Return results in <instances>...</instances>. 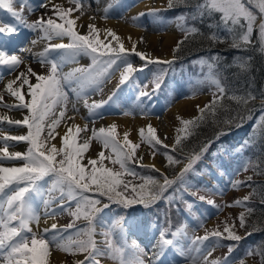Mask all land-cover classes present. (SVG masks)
<instances>
[{
  "label": "snow or ice",
  "instance_id": "6c2138e0",
  "mask_svg": "<svg viewBox=\"0 0 264 264\" xmlns=\"http://www.w3.org/2000/svg\"><path fill=\"white\" fill-rule=\"evenodd\" d=\"M17 2L21 4L19 10L15 7ZM68 2L75 7L66 8L62 4H53L52 0H40L39 8H48L51 4L53 15H41L35 21L28 22L24 16L25 0H0V10H6L10 17H0V83L4 84L0 89V108L22 113L21 119L12 118L7 113L0 114V264H52L53 249L71 255V264H102L104 259L111 260L113 264H177V257L184 264H246L245 258L250 256H258L260 264H264V246L247 249L243 258L232 256L238 242L244 238L238 234V230L248 227V219L256 211L250 203L252 197L259 194L260 203L264 204V194L257 193L252 176L244 181L230 180L233 189L247 186L252 191L223 206L240 207L244 211L239 212L231 222L226 219L212 230H206L203 236L188 238L186 224L173 229L167 213V226L149 225L132 213L118 215L109 222L101 215L112 205L121 209H134V206L141 205L149 209L161 200L169 208L183 202L186 210L191 212L194 203L185 200L184 193L195 196L196 192H189L190 185L185 177L190 172L196 174L195 164L216 140L227 136L228 131L221 128L214 140L202 144L198 152L186 154L183 161L170 154L169 149L172 153L178 150L183 152L182 142L193 134L192 130L198 128L208 116L216 123L219 111L236 113L235 116H225L220 121L223 125L242 126L243 121L250 118V106H254L258 99L261 114L257 126L264 125V90L259 94L251 88L242 94L235 91L230 93L228 85L222 82L216 71V62L221 59L219 54L201 57L193 62L208 69L204 79L197 83L214 86L215 91L212 99L202 107L196 105L197 116L190 119L177 116L180 127L176 128L172 145L164 143L167 137L161 139L150 123L139 129V142H133L129 139V132H124L123 138H119L116 124L89 129L87 123L83 126L75 123V115H67L69 90L75 97L71 103L74 113L79 112L77 103L83 101L88 117L102 118L99 110L105 105L115 104L116 92L129 81L137 88L135 101L140 111L144 112L143 98L151 100L161 90L170 69L174 71L175 53L191 39L202 38L213 45L231 41L232 48L255 50L264 55V0H197L195 4H189L188 0H167L168 9L178 5L190 8L189 12L181 13L171 21L184 34L176 42L172 59L139 51L137 45L144 42L143 38L133 42L131 36L122 37L111 27L102 28L96 23H89L85 32L79 31L84 27L78 21L83 15L81 9L85 0ZM250 5H254L258 12H254ZM113 6L110 2L104 7L102 19L109 18ZM28 10L31 12L35 9ZM160 11L150 8L131 19L138 27H145L142 18L148 17H151L153 24L167 25L170 21L162 17ZM77 12H81V16L75 15ZM89 19L94 21L96 18L93 16ZM206 19L212 21L207 24V33L196 24L189 23H203ZM21 27L38 34L37 39L30 41L32 46L39 40L47 41L42 51L33 52L32 47L22 45L19 39ZM54 39L60 42L52 43ZM65 39L67 43L63 42ZM125 40L131 42V47L125 46ZM82 56L89 57L91 64L63 71L65 64H75ZM132 56L144 62L140 68L133 66ZM30 57L37 58V62L46 66L48 71H35L27 62ZM252 59V56L236 57L234 62L242 72H248ZM22 65L24 70L19 71ZM149 65L155 66L152 79L148 82L151 90H148V83L140 85L134 79L136 72L143 71ZM117 72L119 82L116 90L106 100L89 103L90 95L102 93L103 85ZM14 73H17L15 77L4 83L5 76ZM73 82L76 87L71 86ZM196 91H193V96ZM6 95L11 102L5 101ZM225 99L234 102L237 108L231 109L225 105ZM123 114L131 113L125 111ZM4 125L26 131L10 135L5 132ZM61 125L64 127L63 134L57 131ZM58 136L59 145L54 143ZM93 140L102 146L95 157L86 155ZM20 142L26 143L25 151H9L10 147H16ZM248 143L245 141L238 151H242ZM142 144L148 146L153 159L159 153L166 158L169 167L182 164L177 175L169 178L155 164H143V154H137ZM105 151L109 153L107 156ZM219 151L220 148L212 155L216 156ZM134 165L149 168L159 173V177L142 174ZM249 170L264 175V161L246 158L235 170V175ZM178 181L180 186L174 188ZM257 187L264 188V185ZM169 189L172 192L165 195ZM199 199L206 200L204 196ZM206 203L222 210V206L214 200L207 199ZM63 214L70 216L71 222L66 225L55 222L47 224L49 219ZM42 217L46 225L43 228ZM81 220L85 223L78 226L77 222ZM150 228L157 230L148 251L136 241L128 243L130 235L141 231L147 234ZM246 235H251V232H246ZM97 236L101 239L97 240ZM224 241L236 243L225 244ZM222 247L228 248V254L222 259L212 258L217 248ZM78 256H83V259H77Z\"/></svg>",
  "mask_w": 264,
  "mask_h": 264
},
{
  "label": "rangeland",
  "instance_id": "374dc122",
  "mask_svg": "<svg viewBox=\"0 0 264 264\" xmlns=\"http://www.w3.org/2000/svg\"><path fill=\"white\" fill-rule=\"evenodd\" d=\"M143 1H146V0H85L84 6L81 9V12L83 13V15L81 16V12L75 13V15L81 16V19L78 21V24L84 25V27L80 28L79 31L85 32L87 30V25L89 23H96L97 22V19H98L97 17H99V19H102L101 17L104 15V12H103L104 7L108 3L111 2V3H113L114 6H113V9L111 10V12L109 13V18L107 20H104V19H102V20L108 21L107 23L114 22V21H124V23H128L130 26L140 29L142 31V33H141V36L139 37V39L143 38V41H144L141 43V45H142L141 51L147 52L146 50H144L145 49L144 46L145 47L147 46V44L145 43V38L147 37V35L148 36H149V34L150 35L151 34L165 35V33H167V31H169L171 29V27H174L176 29V41L172 46L171 56L159 57L162 59H172L173 49L176 45V42L178 40L182 39L184 34L177 29L176 24L174 22H171V21H174L175 18L170 20V23H168L167 25L153 24L151 19H148L146 21L147 18L146 19L142 18V23L145 25V27H138L135 23H133L131 18L140 12H147L150 8H157V9H160L161 11L167 9V0H162L160 5L151 6L149 8L142 9V10L137 11V12H134V11L131 12L130 11V9L132 7H134L137 3L139 4ZM151 1L153 2V4H155L154 0H151ZM52 3L53 4H62L66 8L67 7H75V5L70 4L68 2V0H59L57 2H54V0H52ZM25 4H26V7L24 10V16L28 22L35 21L41 15H45V14L53 15V13L51 11V7H52L51 4H49L48 8H39L40 0H25ZM15 7H16V9L19 10L21 7V4L19 2H17L15 4ZM29 8L35 9V10L30 12L28 10ZM161 11H160V15L162 14ZM257 12H258V9H257ZM93 16L96 18L94 21L89 19V17H93ZM148 18H151V17H148ZM108 26H110V25H108ZM98 27L103 28L105 26H98ZM37 38H38L37 33L32 32L31 30H29L27 28L21 27V35H20L19 39L22 42L23 46H29V47H32L34 49L35 47H37L40 44L41 49H37V51L38 50L42 51L43 48L46 46L47 41L39 40V42H38L39 44H37L35 46H32L30 44V41L32 39H37ZM58 42H60V41L56 40V39H54L52 41V43H58ZM67 42L68 41L66 40V43ZM151 50H153V49H151ZM153 52L155 53V50L150 51V52L148 51L147 53H150L152 55ZM131 59L133 61V66L136 68H140L141 65L144 63L138 57H135V56H132ZM29 60H31V57ZM36 62H34V63H36ZM90 64H91V59L87 56L80 57L78 59V62L75 63L76 67H87ZM22 66L20 67L19 71L21 70ZM190 68H191V65H188L187 63H182L177 68L173 66L174 71L171 69H170V71L174 75L177 74L176 80L172 81L173 80V74H171L169 71L167 77L165 78L164 85L161 88L160 93H159L161 97L158 98L157 95H154L151 100H148L147 97L143 98V100H144L143 107L145 109L144 112H141L140 109L136 110L137 102L135 101V96L137 94V88L131 84V81H129L127 84L121 85L120 90L118 92H116V103L105 105L102 109H100L101 110L100 113L102 114V118H90V117H88V114H87V116H86L87 122L86 123H88L89 129H92L93 127L98 129L99 127H97L94 124H96L97 121L103 120L105 116H109L111 114L112 115H119L120 114L121 116H127V115L123 114L125 111L130 112L131 114H129L128 116H130L133 119H135L136 117H145L144 119H148L149 121H150V117H154V116L159 117L162 120L163 119L162 117H164V115L167 114L173 119L169 123L170 128L173 131H171L170 134L164 133L163 135H164V137H167V140L170 139V144H168V145H172L174 143L175 136L177 134L176 128L180 127V123L177 120L178 115L176 116L173 114V112H171L172 108L176 104V102L180 101L182 99L194 97L192 95L193 91H196L197 89H199L198 91H196V95H195L198 99L201 100L202 96L204 94L207 95V99L201 105V107H202L205 103H207L209 100L212 99V93L215 91L214 86H211L209 84H204V85L198 84L197 81L202 80V79H199L195 74L190 75L189 74V73H191ZM37 69H38V73H46L48 71V68L46 66H42V65ZM64 70H65V65L63 67V71ZM154 70H155V66L149 65L148 68H145L143 70L145 72L148 71L145 73V77L144 76L142 77V74H141L142 71H138L134 74V79L140 85L148 83L152 79V73ZM15 74L16 73L12 74L11 76L6 75L5 79H4V83H6V81L9 79L14 78ZM167 79H168V82L166 81ZM118 82H119V72H117L111 78V80H108L103 85V92L102 93L95 92V93H92L90 95L89 103H92V101L106 100L108 98V96L111 95L113 93V91L116 90V86H117ZM178 85H181V87H177ZM3 86H4V84L0 83V89H2ZM66 90H68V89L66 88ZM148 90H151V84L150 83H148ZM74 100H75L74 94L69 90V101H70V103L68 106L69 111H68L67 115L72 116L73 114H75L71 110V103ZM5 101L11 102L10 98L7 95L5 96ZM129 101H130V104H128ZM81 103H83V101H81ZM114 105H119V108L118 109H112V106H114ZM120 105H121L122 111H119L121 109ZM0 110L4 111V113H11V114L18 112V111H8V110L3 109V108H0ZM4 113H1V114H4ZM197 114L198 113L196 111L192 115L181 116V117H183L184 119H190L192 117L197 116ZM250 119H251V117L247 118L246 122H248ZM102 125L103 126H101V127H108L111 124H108L105 122ZM4 130H5V132H7V131L19 132L21 130V128H17L15 126H10L8 129L5 126ZM117 132H118L119 138L122 139L123 134L118 129V127H117ZM138 132H136V137H137L136 140L131 139L133 142H139L140 138H139ZM160 132H162V130H160ZM81 136L83 137L84 135L81 134ZM189 138L193 139L194 137H192L190 135ZM11 143H13V142H11ZM20 143H23L25 145V149H24V151H25L26 147H27L26 143H24V142H20ZM182 144H183V149H185V146H189L190 142L186 141ZM213 145L214 144H212V146ZM212 146L209 148L208 152L204 154L203 158L200 161H198L197 163H200V164L206 163L207 165L209 164L208 166H214V164L212 163V161L209 158V155L212 151ZM196 147H197V145H196ZM196 147L194 146V144H191V146L189 148V152H193ZM12 148L13 147H10L9 149H12ZM101 150H102V146L97 141L93 140V142L90 146V149L86 155L95 157L97 155V153ZM177 152L182 157H184L186 155L185 153L180 152L179 150ZM108 154H109L108 151H105V155L107 156ZM137 154L138 155L143 154L144 157L148 156V157L152 158L148 146H146L144 144H142L141 148L137 150ZM158 155H160V157L163 161V168L160 170L167 175L168 168H171V167L167 166L166 158H162L163 155L157 153L156 156H158ZM105 163L107 164L108 162L105 161ZM241 163H238L237 165H235L233 171H230L226 174L225 181L218 180V182H219L218 184H213V182H215L216 180L214 181L213 173L211 171H209L207 169V167H205V168L203 167V169L201 170L202 174H203V178L206 179V183H202V185L196 184V182L193 181V179H192V177L195 178L197 176V170H196L195 166H194V169H195L196 174H194L193 172H190L186 175L185 179L188 181V185H190L189 192H196V195L194 197H192V196L188 195L187 193H184V199L193 202L194 208L192 209L191 212H189L190 216H188L187 214H184L182 212V208H184V206L181 204V202H178L175 206H176V209H179V210H177V214H178L179 219L181 220V224L187 225L185 231L187 232L188 238H192L195 236H203L205 234L206 230H212L217 225H221V223L223 221H225L226 219H229V222H231V219L236 218L239 212L244 211V209L240 208V207H231V208L223 207L224 205L231 203L234 199L242 198L245 195H247L249 192L252 191V188H249L247 186H241L239 189H233L230 185L231 179L235 178V179H239V180L244 181V180H246V178L248 176H252L253 181L258 179V175L255 174L251 170L246 171V172L240 171L238 175H235V170L240 166ZM143 164H145V163L143 162ZM145 165H149V164H145ZM108 166L111 167L112 165L108 164ZM178 166H180L178 169V172H179L183 165L180 164ZM174 177H172V178H174ZM179 186H180V183H177V185H174L173 187L175 188V187H179ZM217 186H219V187L217 188ZM171 192H172V189H169V192L166 193L165 195H168ZM177 195H180V193H177ZM200 196H204L206 198V200L207 199L214 200L217 205L222 206V210H218L217 208H215L211 205H206L207 204L206 200L201 201L199 199ZM161 201L164 202L163 200H161ZM203 202L205 204L204 206L201 205ZM116 208H117L116 205H112L110 209H105L104 212L101 213V215L105 219H107V217L109 218V216H112L109 218V221H111V220L115 219V216L112 215V213H114L113 210ZM134 209H135V207H134ZM126 210L131 211L133 209H126ZM127 214H129V212H127L125 215H127ZM55 220L58 223V225H66L69 222H71L72 218L70 216H68L67 214H63V215L56 216ZM172 222L173 221L171 220V223ZM79 223H81V224H79ZM84 223L85 222L83 220H81V221L77 222V225L83 226ZM148 223H149V225L167 226L166 221L164 223V222H158V221L154 220V221H150ZM201 224L203 226H201ZM237 224H238V221H237ZM172 227H173V229L176 228L173 226V223H172ZM250 227H252V222L250 221V218H249L248 219V227L243 228V229H239L238 234L245 238L246 236H248V235H246V232L251 231ZM154 229L157 230L156 228H154ZM146 235L147 234H145V232L141 231L135 235H130L129 241H130V243H132L133 241L138 242L140 244V246L145 249V251H148L150 246L146 244V240H145ZM99 239H101V238L99 236H97V240H99ZM185 243H187V241H185ZM225 244H227V243H225ZM247 249H249V248H246L245 251ZM56 251L57 250L53 249V252H56ZM227 254H228V248L227 247L217 248V250L213 253L212 258H221L222 259ZM64 255H66V257L69 261V264H71L73 257L71 255H67V254H64ZM232 256L237 257V253L233 252ZM80 257H81V259H83V256H79V259H80ZM176 259H177V264L184 263V261L181 258L177 257ZM245 259H246V264H260V260H259L258 256H250V257H246ZM105 262H107L109 264H113V262L111 260H108V259L102 260V264H104Z\"/></svg>",
  "mask_w": 264,
  "mask_h": 264
},
{
  "label": "trees",
  "instance_id": "16d2710c",
  "mask_svg": "<svg viewBox=\"0 0 264 264\" xmlns=\"http://www.w3.org/2000/svg\"><path fill=\"white\" fill-rule=\"evenodd\" d=\"M188 2L189 4H195L197 0H188ZM250 7H252L254 12H257V8H255L254 5H250ZM189 11L190 8L178 5L173 9L167 8L161 11V16H167L169 20H172L181 13ZM189 23L196 24V26L199 27L201 31L207 33L209 32L207 24L212 23V21L210 19H206L203 23L198 21H189ZM230 45L231 41L213 45L209 41H206L202 38L191 39L181 47L179 52L175 53L177 59L175 60L173 66L177 68L180 64L187 63L188 65H191V73H189L190 75L196 74L198 76H205L208 71L207 67L204 66L202 68L200 64L193 62L199 60L201 57L209 58L219 54L221 59L216 62V71L219 73L222 82L228 85L230 93L235 91L237 94H242L245 90L251 88L257 94H259L261 90H264V55L255 50L241 51L232 48ZM248 56L253 57L251 61V69L248 72H242L236 66L234 58H246ZM170 73L173 74L171 71ZM173 77H177V74H173ZM166 81L168 82V79ZM224 103L231 109L237 108V105L230 100L225 99ZM250 107L252 108L250 117L254 118L252 123L246 122V118L240 127L235 125L225 126L220 121H222L225 116H235L236 113L235 111H232L231 113L219 111L216 117V123L213 122V118L211 116L206 117V119L200 124L198 128L192 130L193 134L191 136L194 138L190 139L188 137L182 142H190V145L185 146V149H183V153H191L189 152L191 144H194L195 147L197 145L194 151L198 152L202 144L208 142L209 140H214L216 132L221 128H225V130L228 131L227 136H221L219 140H216L213 143L214 145L212 146V151L210 155L208 154L214 166L210 167L208 166L209 164L207 165L206 163H197L195 165L197 171L201 170L203 167H207L214 172L216 177L224 178V172L232 171L235 165L241 163L246 158H252L254 161H264V125L259 127L257 126L258 117L261 114L259 99L255 102L254 106ZM244 114L246 116L248 115L247 113ZM245 141H249L248 145L245 146L242 151H238L241 148V145H244ZM218 148H220L219 153L216 156H213L212 153L217 152ZM169 151L170 154H172L175 158L184 160L185 156H180L178 152L172 153L170 149ZM134 166L136 167V170L142 174L159 177V173H156L149 168H143L139 165ZM179 167L180 166L175 165L171 168H168L167 176L172 178L177 175ZM192 179L196 182V184H202L200 179L196 177H192ZM177 183L180 182L178 181ZM260 185H264V175H258V179L253 181V187L256 188L257 193L264 194V188L257 187ZM250 203L251 206L256 209L255 213L250 217L252 227H250L251 231L249 232H251V235H248L239 241L238 246L234 251V253H237V257L241 258L244 257L246 248H257L258 246H264V204L260 203L259 194L254 195ZM181 204L184 206L182 211L186 210L184 203L181 202ZM134 207L135 209L128 211L117 206V208L113 211L117 216L125 215L127 212H129L147 222L156 220L158 222L164 223L166 221L167 213L168 218L173 221L172 223L174 227L181 225V220L178 217L176 206L169 208L165 201H159L156 205L149 209H145L141 205H136ZM253 228H255V230H253ZM224 243L230 244L236 242L224 241Z\"/></svg>",
  "mask_w": 264,
  "mask_h": 264
},
{
  "label": "bare ground",
  "instance_id": "6f19581e",
  "mask_svg": "<svg viewBox=\"0 0 264 264\" xmlns=\"http://www.w3.org/2000/svg\"><path fill=\"white\" fill-rule=\"evenodd\" d=\"M59 0H54V2H57ZM155 4H153V2L151 0H146L143 1L141 3H137L134 7H132L130 9L131 12H137L140 11L142 9H146L149 8L151 6H155V5H160L162 0H154ZM121 7V6H120ZM257 10V9H256ZM97 22L96 24L98 26H105V27H111L114 30L117 31L118 34H120L122 37H128L131 36L132 41H137L139 39V37L141 36L142 31L138 28H134L132 26H130L128 23H124V21H114V22H110L107 23L108 21H104L102 19H99V17H97ZM110 25V26H108ZM176 41V29L174 27H171V29L169 31H167V33H165V35L162 34H149V36L147 35V37L145 38V43L147 44V46H144V50H146L147 52L149 51H153L155 50V53L153 52L152 56L154 57H167V56H171V49L173 44ZM66 43V40L64 41ZM39 44V43H37ZM36 44V45H37ZM125 46L126 47H131V42L128 40H125ZM137 48L139 51L142 50V45L141 43H138ZM37 49H41L40 44L35 47L33 49V52H40L39 50L37 51ZM153 49V50H151ZM37 58L35 57H31V60H28L27 62L31 64L32 68L38 72V69L41 64L37 63ZM36 62V63H34ZM76 67L75 64H65V72L70 71L72 68ZM24 70V65L22 66L20 71ZM148 72V71H146ZM145 71H142V77H145ZM17 74V73H16ZM15 74V75H16ZM15 77V76H14ZM13 79V78H12ZM7 82V81H6ZM72 87H76L75 83L73 82V84L71 85ZM4 87V86H3ZM207 99V95L204 94L202 96V99H198L196 96L191 97V98H186V99H182L180 101H177L176 104L173 106L172 111L174 115H178V116H188V115H192L194 114L197 109H196V105H202V103ZM128 104H130V101L128 102ZM77 107L79 108V112L75 113L73 115H75V123L80 124L81 126H83L87 121H86V116L88 114L87 109L83 106V103H81V101L79 103H77ZM119 105H114L112 106V109H118ZM121 108V105H120ZM136 110H139L138 107H136ZM122 111V108L119 110ZM4 113V111L0 110V114ZM7 115H9L12 118L15 119H21L22 118V113L21 112H16V113H7ZM70 116V115H69ZM82 117H84L85 119H82ZM145 117H136L135 119L131 118L130 116H121L119 115H109L104 117L103 120L101 121H97L96 125L97 127H101L103 126V123H108V124H116L118 129L122 132V134L124 132H129V138L132 140H136V132L139 131V129L141 127H145L146 125L152 124L156 129H157V134L161 137V139H164V133H168L170 134L171 131H173L170 128L169 123L171 122V120H173L169 115H164V117H162L163 119L161 120L159 117H150V121L148 119H144ZM69 124L72 123V121H68ZM88 124V123H87ZM9 129L10 126L4 125L3 127H5ZM161 128V129H160ZM160 130H162V132H160ZM7 131V130H6ZM26 131V129L21 128V130L19 132H12V131H7L8 134L10 135H18V134H23ZM58 132H60L61 134H63L64 132V127L63 125H61L60 128H58L57 130ZM83 134V133H82ZM84 135V134H83ZM60 142V138L58 136V138L56 139V141H54V143H57L59 145ZM164 142L166 144H170V139H164ZM15 143V142H13ZM22 144V145H21ZM25 149V145L23 143H18L16 145V147H13L12 149H9V151H21L23 152ZM162 158H165L164 156H162ZM143 162L145 164H155V166L159 169L163 168V161L160 157V155L155 156V158H150L148 156L144 157ZM57 223L55 218L54 219H49L47 224L50 225L51 223ZM58 224V223H57ZM44 226H46L44 224V220L42 217L41 220V228H43ZM155 232L156 230L154 228H150V230L148 231L147 235H146V244L149 245L151 247V244L154 242L155 240ZM77 259H79V256L76 257ZM81 259V257H80ZM52 264H69V261L66 257V255H64V253L60 252V251H56L53 252L52 255ZM105 264H109L107 262H105ZM184 264V263H181Z\"/></svg>",
  "mask_w": 264,
  "mask_h": 264
}]
</instances>
